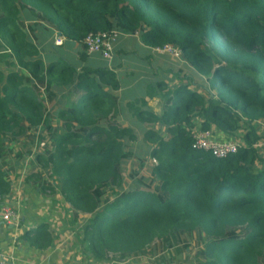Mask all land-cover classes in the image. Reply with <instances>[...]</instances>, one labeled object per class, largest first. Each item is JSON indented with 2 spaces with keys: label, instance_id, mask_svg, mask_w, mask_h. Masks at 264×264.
Wrapping results in <instances>:
<instances>
[{
  "label": "trees",
  "instance_id": "obj_1",
  "mask_svg": "<svg viewBox=\"0 0 264 264\" xmlns=\"http://www.w3.org/2000/svg\"><path fill=\"white\" fill-rule=\"evenodd\" d=\"M112 31L140 33L153 48L174 46L195 73L194 85L176 87L160 117L144 99L127 105L139 127L166 131L145 128L143 144L154 145L148 151L155 165L128 190L124 172L135 155L125 148L137 138L120 121V82L107 66L82 65L94 55L85 39ZM0 45V159H8L9 143L30 140L16 158L35 157L30 164L56 182L74 217L90 216L81 237L88 260L148 256L158 241L168 254L156 264H175L172 252L190 255L195 237L194 264H264V159L257 148V126L264 125V0H0ZM63 47L75 49L81 64ZM59 91L69 94L50 109ZM197 121L201 131L224 133V141L243 139L238 153L216 159L194 150ZM42 143L44 152L34 154L33 145ZM8 175L0 166V200L11 191ZM44 179L32 172L26 182L55 193ZM24 240L40 252L56 244L47 223Z\"/></svg>",
  "mask_w": 264,
  "mask_h": 264
},
{
  "label": "crops",
  "instance_id": "obj_2",
  "mask_svg": "<svg viewBox=\"0 0 264 264\" xmlns=\"http://www.w3.org/2000/svg\"><path fill=\"white\" fill-rule=\"evenodd\" d=\"M133 45L140 48L143 52L142 60L149 64L151 76L146 80L147 87L144 97L121 103V97L127 90V85L122 84V81H126L123 77L131 78L134 75V71H131L126 66V60L124 59V57H129L130 55L136 56L137 50L133 49ZM152 49L153 47L146 45L139 33L134 36L121 34L114 44L113 59L112 61H107L105 66L114 71L120 82L119 99L123 108H126L130 103L144 99L147 104V111L152 112L151 108L154 102L163 99L162 96L164 94L162 95L160 91L165 88L164 86L168 82L166 79L160 80V73H165V71H168V68L171 69L173 66L177 67L179 71L182 69L179 66L178 60L169 55L154 53ZM117 52L120 53L122 58H120ZM1 56L2 51L0 45ZM95 56H98V58H94ZM87 57L88 59L93 57L96 65L103 64L101 62L103 58L98 54L88 55ZM116 58L117 61L115 62L114 60ZM138 59H141V57H138ZM104 62L106 61L104 60ZM2 67L3 64L1 62L0 68ZM170 77L173 79L175 76L171 75ZM139 79L142 80L141 77ZM154 83H157V88L159 89L157 93H155L156 86L153 85ZM178 83V81H175L174 84L176 87L181 86L182 88L183 85H178ZM162 113L159 115L156 113L153 114L160 117ZM198 128H200V121H197L195 124V129ZM211 131L217 140L224 141L228 139L224 133H221L215 127H212ZM135 136L140 140L137 137L136 130ZM147 145L150 144L148 143ZM9 150L8 159H0V166L9 173L7 180L11 185V191L7 197L0 200V213L2 208L8 205L17 213L19 221L17 225L7 224L2 221L0 215V260L5 261L6 264H101L87 260L82 251L81 237L83 228L81 226L85 223L86 218L82 217L85 215L80 214L75 218L70 205L65 202L64 198L56 190V182L53 179H49L47 177L48 174L37 163L34 165L29 163V169L27 165V168L17 167L16 165L20 161L17 160L15 163H12L11 156L14 152L11 146ZM16 172H18L20 177H16ZM32 172L42 174L45 178L42 183L55 188V193L51 196H49L48 192L42 194L39 189L33 187L31 181L26 182V179ZM44 223L50 226L51 233L56 237V244L53 248L45 252H40L31 247L24 240V236L26 232L36 231ZM77 225L81 226L78 227Z\"/></svg>",
  "mask_w": 264,
  "mask_h": 264
},
{
  "label": "rangeland",
  "instance_id": "obj_3",
  "mask_svg": "<svg viewBox=\"0 0 264 264\" xmlns=\"http://www.w3.org/2000/svg\"><path fill=\"white\" fill-rule=\"evenodd\" d=\"M140 34V33H139ZM138 35V34H137ZM142 37V35H141ZM210 44H206L204 46V49H210ZM133 49L137 50V54L136 56L141 57V59H138V57H136L135 55H130L129 57H124V59L126 60V66L130 68L131 71H134V75L133 77H123L126 81H122L123 85H127V90L126 93L124 95H122L121 97V103H124L126 101H131V100H135L136 98H142L144 97V95H146V80L149 79V77L151 76L150 73V69H149V64L145 63L144 60H142V56H143V52L140 50V48H138L137 46H132ZM62 52L66 55V57L72 62V63H78L81 64L80 60H79V55L77 54V51L75 50H69L68 47H63ZM117 54L120 55V53L117 52ZM96 55V54H94ZM99 55V54H98ZM101 56V55H100ZM94 58H98V56H95ZM93 57L91 59H87L84 61V64H82L83 66L86 67H92V68H97V67H103L107 64V61L104 62V60L102 59V63L101 65H96V63L94 62ZM103 58V57H102ZM120 58L121 55H120ZM183 57H181L180 60H178L179 62V66L182 68L181 71H179V69L177 67H172L171 69L168 68V71H165V73H160V80H167V84L164 86L165 88L162 89V91H160V93L163 95L160 101L156 100V102H154V105L152 106V112L156 113L157 115H159L160 113L164 112L165 110V106H166V99H168L171 95L172 92H174L176 90V85L174 84L175 81H178V85H186V84H190V80L192 81V85L193 84V80L192 76H195L194 73V69L189 66V64L186 63V61L182 60ZM115 62L117 61V58L114 60ZM2 62V58L0 57V63ZM124 71H126L124 69ZM171 75H174L175 77H173V79L170 77ZM121 76V74H120ZM142 78L139 79V78ZM189 78V81L186 80L185 78ZM192 77V78H191ZM155 85L156 89H155V93L158 92V86L157 83L153 84ZM167 86V87H166ZM193 87V86H192ZM192 89V88H191ZM57 92V89L55 90ZM69 93L67 91L64 92H60L59 94H57L56 98L54 99V101L49 105V108L52 109V104L56 105L58 104V102L60 100H62L64 98L65 95H68ZM77 96H73L71 98V101H73ZM152 100V99H151ZM61 106V108L65 107L62 104H59ZM144 109V108H143ZM53 112V110H51V113ZM121 122L124 123V126H133V128L137 131V137L140 138V140H138V138L135 141H131L130 143H128L126 145L125 150L126 151H130L132 153H134L135 158H133L132 160L129 161L125 172H124V186H123V190H128L129 188H133L135 186H137L138 181L144 177V178H148L150 176V168L155 165L154 161H152V159L149 156V151L148 149L151 147L153 148L154 145L152 143L149 142L150 145H146L143 144L144 139L142 138L143 133L145 132V128L147 129H151L153 128L155 130V132L161 134V135H165L166 131L165 128H162L161 126H159L158 124H152V123H145L143 124V126L139 127L137 124V119L134 115V111L133 109L129 110L126 106V108H123V113H121ZM135 122V123H134ZM52 127H56L58 129V125L60 123V119L59 117H54L52 120ZM201 124V123H200ZM201 127V126H200ZM257 134L262 137L261 140L259 141V143L257 144V148L259 150V153L262 155L263 159H264V125H258L257 126ZM45 129L44 127H42V130ZM63 132V130H61V133ZM32 136V134H31ZM44 136H51L50 132H44ZM232 142H235L237 144H241L243 142V139H236L233 138L231 140ZM30 140L28 138H26L25 136H21L19 137L17 140L13 141L12 143H9L8 146L12 147L13 155L11 156V162L15 163L17 160H19L18 158L16 159V153H18L19 150H21L24 146L25 143H29ZM44 144L42 143L40 146L38 145H33V149H34V154L37 153H43L44 152ZM35 158V157H34ZM34 158H28V157H24L22 159H20V163L17 164V167L20 168H27L29 169V163L30 160L34 159ZM10 165V163H9ZM27 165V166H26ZM19 172V171H18ZM18 172L15 173V175H17L16 177H20ZM134 175V176H133ZM48 177V176H47ZM49 178V177H48ZM51 179V178H49ZM49 196L53 195V193L48 192ZM83 218H86L84 225H77L78 227H84L86 224V221L89 219V215H85L82 216ZM186 243H183L182 246H185ZM190 255L187 254H183V255H176V252H172V256H174L176 258L175 260V264H194L193 262V256L194 253L197 250V247L199 246V241L197 238L194 237V239H192L191 244H190ZM163 245L156 241L153 246L151 247V249L149 250V255L148 256H144V257H139V258H129L126 260H121L119 261L118 259H116L113 255L110 256V263L109 264H156V261L163 255H167L168 253H166L165 250H163ZM153 252V253H152ZM88 260V259H87ZM108 264V263H107Z\"/></svg>",
  "mask_w": 264,
  "mask_h": 264
},
{
  "label": "built area",
  "instance_id": "obj_4",
  "mask_svg": "<svg viewBox=\"0 0 264 264\" xmlns=\"http://www.w3.org/2000/svg\"><path fill=\"white\" fill-rule=\"evenodd\" d=\"M120 33L112 31L106 34L89 35L85 39V45L88 54H101L107 61H112L114 55V44L120 37ZM64 39L56 36L55 43L61 46ZM154 53L169 55L176 60H180L182 53L179 49L172 45H164L162 47H154ZM193 148L197 151H203L211 154L216 159H226L238 153L241 144L232 141H220L215 139L212 131H201V128L193 129ZM155 163V161H154ZM1 219L7 224L17 225L18 216L14 209L8 205L4 206L1 210ZM0 264H6L5 261L0 260Z\"/></svg>",
  "mask_w": 264,
  "mask_h": 264
}]
</instances>
